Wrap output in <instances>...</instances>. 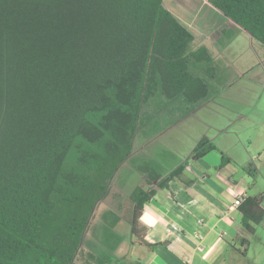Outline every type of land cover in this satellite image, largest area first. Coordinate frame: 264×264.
<instances>
[{"label":"trees","instance_id":"obj_1","mask_svg":"<svg viewBox=\"0 0 264 264\" xmlns=\"http://www.w3.org/2000/svg\"><path fill=\"white\" fill-rule=\"evenodd\" d=\"M206 1L264 47V0ZM193 39L163 0H0V264H76L95 205L137 151L143 106L157 96L190 108L210 98L192 65L205 63L210 78L216 68L204 45L189 49ZM213 150L204 136L189 158ZM220 154L219 167L230 163ZM137 168L144 184L117 192L116 210L131 243L151 247L140 223L145 203L171 182L192 189L195 179L187 159L167 173L150 162ZM242 168L257 174L253 160ZM263 198L237 206L247 237L264 218Z\"/></svg>","mask_w":264,"mask_h":264},{"label":"rangeland","instance_id":"obj_2","mask_svg":"<svg viewBox=\"0 0 264 264\" xmlns=\"http://www.w3.org/2000/svg\"><path fill=\"white\" fill-rule=\"evenodd\" d=\"M229 30L223 44L211 46V59L216 68L213 77L204 73L205 63L192 65L195 72L209 81L210 98L207 101L190 108L181 100L169 101L157 96L143 106L133 139L137 151L116 169L108 194L95 205L75 258L76 264H100L99 257L105 259V264H139L142 261V247L131 243L129 223L120 218L116 210V205L123 199L119 193L116 195L117 192L127 195L135 186L144 184L138 164L152 162L170 168L187 159L188 164L197 166L196 160L190 159L189 155L197 141L205 136L225 154L237 156L241 152L240 160L246 157V152L253 154L257 157L253 161L258 168L262 159L258 149L264 143V47L240 27ZM203 43L209 44L194 38L189 49ZM165 112L168 115L160 118L158 113ZM142 139L147 140L144 145ZM74 158L75 153L71 151L67 162L73 163ZM234 166L235 177H240L243 166L236 162ZM60 210L56 206L45 218L43 226L54 222ZM253 238L254 246L248 255L260 257V249L264 250V247H260L259 240L264 241V226L257 227Z\"/></svg>","mask_w":264,"mask_h":264},{"label":"crops","instance_id":"obj_3","mask_svg":"<svg viewBox=\"0 0 264 264\" xmlns=\"http://www.w3.org/2000/svg\"><path fill=\"white\" fill-rule=\"evenodd\" d=\"M163 2L194 38L209 42L202 45L211 57V46L223 44L229 29L239 27L206 0ZM158 114L160 118L168 115L167 112ZM262 136L264 141V133ZM262 146L258 149L262 159L254 179L245 170L236 178L234 162L242 167L255 160L256 156L246 152V157L240 160L241 152L237 156L227 152L230 163L219 167L221 150L216 149L196 160L198 167L188 164L186 174L195 179L192 189L171 182L168 188L156 191L154 197L145 203L140 217V223L146 228L145 240L156 245L141 246L142 261L139 264L264 263L263 249H260V257L248 255L254 246L257 227L264 226V218L255 227L254 234L247 237L241 229V213L233 205L235 198L241 194L246 197L264 193V143ZM179 163L170 168L152 164L162 173H167ZM211 170L214 175L209 173ZM261 206L264 209V198ZM242 238H248L244 245ZM259 244L264 247L263 240H259ZM243 251L245 255H242Z\"/></svg>","mask_w":264,"mask_h":264},{"label":"built area","instance_id":"obj_4","mask_svg":"<svg viewBox=\"0 0 264 264\" xmlns=\"http://www.w3.org/2000/svg\"><path fill=\"white\" fill-rule=\"evenodd\" d=\"M244 196H245L244 194H241V195L237 196L235 198V200L233 201V205L235 207H237L240 204V202H241V200L243 199Z\"/></svg>","mask_w":264,"mask_h":264}]
</instances>
